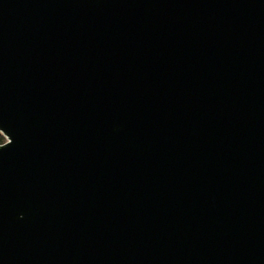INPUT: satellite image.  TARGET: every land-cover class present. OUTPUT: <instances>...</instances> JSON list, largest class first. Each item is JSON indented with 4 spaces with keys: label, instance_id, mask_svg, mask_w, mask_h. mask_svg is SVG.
I'll return each mask as SVG.
<instances>
[{
    "label": "water",
    "instance_id": "water-1",
    "mask_svg": "<svg viewBox=\"0 0 264 264\" xmlns=\"http://www.w3.org/2000/svg\"><path fill=\"white\" fill-rule=\"evenodd\" d=\"M0 264H264V0H0Z\"/></svg>",
    "mask_w": 264,
    "mask_h": 264
},
{
    "label": "trees",
    "instance_id": "trees-1",
    "mask_svg": "<svg viewBox=\"0 0 264 264\" xmlns=\"http://www.w3.org/2000/svg\"><path fill=\"white\" fill-rule=\"evenodd\" d=\"M5 141H6L5 136L0 133V144L4 143Z\"/></svg>",
    "mask_w": 264,
    "mask_h": 264
}]
</instances>
